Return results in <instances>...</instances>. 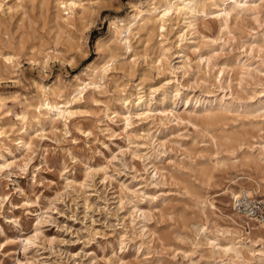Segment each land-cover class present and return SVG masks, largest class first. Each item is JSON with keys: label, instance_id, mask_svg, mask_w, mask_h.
I'll return each mask as SVG.
<instances>
[{"label": "rangeland", "instance_id": "obj_1", "mask_svg": "<svg viewBox=\"0 0 264 264\" xmlns=\"http://www.w3.org/2000/svg\"><path fill=\"white\" fill-rule=\"evenodd\" d=\"M62 1L80 6L71 16ZM162 3L0 0V264H264V242H250L259 223L235 214L231 194L240 177H264V112L226 109L264 91L257 53L250 72L233 61L263 29L264 3L261 27L203 12L192 27L181 12L135 28L130 47L110 39V18L134 6L156 18ZM111 49L104 85L74 102V76ZM53 82L75 111L67 120L34 107ZM208 109L216 121H202ZM229 239H242L241 256L221 248Z\"/></svg>", "mask_w": 264, "mask_h": 264}, {"label": "bare ground", "instance_id": "obj_2", "mask_svg": "<svg viewBox=\"0 0 264 264\" xmlns=\"http://www.w3.org/2000/svg\"><path fill=\"white\" fill-rule=\"evenodd\" d=\"M162 1H163V3L161 5V7H159V8H161V10L157 14L158 17H156V18L154 16H152V17L146 16L144 14L145 10H142L140 7H137V6H134L132 8V11H131L132 13H129L128 15H126L124 17H112V18H110L108 20V31L111 34L110 39L112 41L113 40L114 41L119 40L121 43H124L125 45H127V47H130V35L133 34V31H135L134 30L135 28L144 29V28H148L150 23H158V22L164 23L166 21V19L169 18L174 13H181V12L182 13L184 12L186 14H191L192 19L189 22V26H192V27L195 26L197 13H200V12H203L206 15H214L216 18H220L223 21V26H224L223 28L228 27L230 21L234 20L237 22L238 20L243 19L244 16L247 14L251 15V17L256 22H258L259 27L262 26V24L259 22L258 13L260 12V8L263 7L262 4L264 3V0H162ZM62 3L63 4L66 3V6H68L67 9L70 10L68 12L69 15L72 16L74 13H76L75 7H76V5H79V4H77L74 1H70L69 3L67 1L66 2L62 1L61 4ZM81 13H82L81 18L84 19V14H85L84 5H83V9H82ZM163 23H162V25H160V28L162 30H164V27H165ZM250 35H251L252 40L250 39L249 47L246 50L247 51L246 55L245 56L238 55V56L233 58V61L235 63L239 62L240 68L242 70H245L246 72L251 71V69H252L251 67L255 63L253 61V59H255L256 53L258 54L257 56L262 61L260 63L264 64V27H263V29H261V31L253 29V31L250 33ZM96 43H97L98 50L103 52V49H100L101 44L104 43L102 34L97 37ZM167 53H168V49H163V51L161 52V55L159 57V61L161 64L168 62L169 56ZM114 59H115L114 51H113V49H111V52L109 53V55H107V59L104 61L103 64H100V62H98L95 58V59L91 60L85 67H83V69L78 74H76L74 76V81L77 84L75 92H77V94H78L77 97H75L73 99L74 102H75V100L82 99L83 97H81V96L90 87L101 88L104 85V84L100 83L99 78L101 80L104 79V75L106 76L105 73L108 70V62L111 60L113 61ZM260 73L263 74L264 71H260ZM85 75L90 77L89 81L83 80V76H85ZM59 79L60 78L58 77V80ZM55 85H56L55 82H53L52 84H50L48 86V88H45L42 91V93H41L42 97H43L42 99H44V100H42L41 102L38 101V103H36L34 105V107L35 108L38 107L39 109H46L47 113L54 112L55 115H57L58 117H61V118H64L65 120H67L75 114V111L70 108L71 107L70 100L66 101L63 105H61L60 102L55 100L56 98H60L62 96V93H63L62 90L60 88L56 87ZM50 95H52L54 99H50ZM0 97L2 98V95H0ZM1 98H0V101H1ZM139 98H140L139 102H141V96ZM243 98H245V97H243ZM243 98L239 97L237 99H233V101H231V102H228L226 105L227 111H232L231 109L233 107H241V108L243 107V113H241V115L245 116V117L257 116L255 114H253L256 111H258V112L263 111L264 112V91L256 92L254 96H250V101L244 100ZM121 99L123 100L124 104L126 102V105L130 103L128 97H123ZM213 103L214 102L209 101L208 106L212 105ZM224 104L225 103H223V102L217 103V105H221V106H224ZM235 111H239V109L235 110ZM202 112H203V110H202ZM30 113H31V108L29 106H27L25 108V111L22 113V116H21L22 120H25V121L28 120L29 119L28 115ZM216 113L217 112L215 110L208 109L207 112L204 114L202 121L207 122V123L216 121L219 118V116L217 115L218 113L217 114ZM142 114H138V115H142ZM130 116H131L130 114H127L124 117L127 121V123H126L127 126L130 124ZM32 117L34 118V116H32ZM64 119H62V121ZM115 124H116V122H115ZM228 139L232 140L233 138L228 137ZM234 140L236 141V139H234ZM232 143H233V140H232ZM251 155L252 154H250V156ZM255 159H257L256 162L258 161L257 164H259V161L264 162V149L262 151H260L257 154V156H255ZM252 160H254V158ZM245 161H246V159H245ZM247 162H249V161H247ZM3 164H5V163H3ZM254 164L256 165L255 162H254ZM6 166L8 167V165H5V167ZM212 177L213 176L210 175L209 178L211 179ZM235 183H237L241 187V189L240 190L239 189L238 190H235V189L231 190L232 199H234L237 196V194L242 192V191H246L250 196H253V197H258V196L255 194H250V192H254L256 194L261 193L259 197L260 198L264 197V191H262V189H261V187L264 183V177L259 180V179H256L252 174H250V176L240 177L239 180L235 181ZM243 185H246V186H243ZM209 204H210V206L214 207V204L211 200L209 201ZM235 214L238 215L240 218L246 219L243 215L237 213L236 211H235ZM255 230H258V231L253 233V235L250 238V242L256 243L258 240L264 242V223L263 222L259 223V225L255 227ZM225 232L226 233L230 232V230H226ZM240 232L241 231H239L237 228L235 229V233L238 235V237L242 236V235H240ZM255 238H257V239H255ZM241 240L236 241L235 239H229L227 243L222 244L221 248L226 253L230 254V252H231V254L233 253L237 256H241L243 253L242 246H238V244L241 242ZM260 253L264 255V251H260Z\"/></svg>", "mask_w": 264, "mask_h": 264}, {"label": "built area", "instance_id": "obj_3", "mask_svg": "<svg viewBox=\"0 0 264 264\" xmlns=\"http://www.w3.org/2000/svg\"><path fill=\"white\" fill-rule=\"evenodd\" d=\"M233 208L251 224L264 223V199L262 198L250 196L246 191H242L234 198ZM246 223L251 229L250 223Z\"/></svg>", "mask_w": 264, "mask_h": 264}]
</instances>
